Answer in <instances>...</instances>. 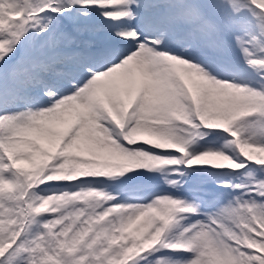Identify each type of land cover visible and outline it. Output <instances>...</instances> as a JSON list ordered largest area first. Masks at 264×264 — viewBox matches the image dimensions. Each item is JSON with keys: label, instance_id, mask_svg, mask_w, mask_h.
<instances>
[{"label": "snow or ice", "instance_id": "6c2138e0", "mask_svg": "<svg viewBox=\"0 0 264 264\" xmlns=\"http://www.w3.org/2000/svg\"><path fill=\"white\" fill-rule=\"evenodd\" d=\"M0 264H264V0H0Z\"/></svg>", "mask_w": 264, "mask_h": 264}]
</instances>
